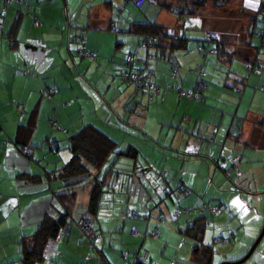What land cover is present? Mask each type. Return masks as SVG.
Returning a JSON list of instances; mask_svg holds the SVG:
<instances>
[{"label":"crops","instance_id":"crops-1","mask_svg":"<svg viewBox=\"0 0 264 264\" xmlns=\"http://www.w3.org/2000/svg\"><path fill=\"white\" fill-rule=\"evenodd\" d=\"M23 2L6 4L0 29V264H23L19 259L20 241L35 232L45 214H53V207L56 206L55 194L60 195L61 199H65L63 195H69L70 224L67 225L68 229L63 228L54 240L48 242L44 259L34 264H49V260H52L50 264H123L121 253H126L127 260L131 259L132 254L144 250L142 247L145 239L150 238L133 237L130 230L134 228L143 233L154 227L158 230V238L150 239L156 242L163 240L162 249L159 253L146 251L147 261L144 264H178L172 260L173 254L165 249L167 237L170 236L166 226L151 222L150 216L145 218L137 214L136 217L128 216L131 211L136 210L132 205H138V201L133 202L129 199L130 190L135 184L133 179L138 178V184L143 187L145 175L150 171L161 175L166 160L178 163L179 171L182 170L181 163L189 162L194 166L189 165L185 174L189 173L190 176L177 177L178 184L190 189L189 196H180L173 190L174 187H170V191L179 195L182 201L179 205L182 206L216 205L207 203L204 200L205 195H200L204 186V191L208 188L206 180L209 168L207 174H203L199 166L210 159L213 160L215 167L212 174L215 176L216 168L220 167L217 163L218 158L215 160V157L218 156L222 160L221 165H226L224 167L226 168L231 158L239 155L238 175L232 171L230 179L238 176L240 178L242 171L239 167L249 163L250 169L243 183L249 181L254 187L264 185V99L261 98L262 95L264 98V93L259 90V86L264 83V63L257 61L260 65L259 74L234 76L243 82L238 84L240 85L238 93L225 87L237 94L233 114L226 112L232 107L230 96L225 93L224 98L222 94L216 95V91L215 94H211L217 100L225 102V124L221 125L222 118L219 119V113L221 116L223 113L219 108L178 98L173 91L176 87L182 90L193 87L194 69L205 70L208 77L210 69L208 70L207 66L199 65L191 57L183 59L189 54L187 52L190 49L194 50L197 42L189 39L181 31L169 30L175 35V40L179 36L184 38V41L188 40L184 48L169 44L170 39H163L154 44L155 46L143 49L138 43L142 35L126 31L133 22H147L153 17L156 18L159 7L145 3L137 10L129 0H23ZM166 3L169 4V0H166ZM1 5L0 1V7ZM28 13L37 21L36 26L32 24L33 18ZM175 16L179 19L177 15ZM185 19L184 30L195 29L200 33V41L204 40L203 35L207 31L214 35L213 40L219 47L226 50L227 43L220 35L221 32H225L224 28L222 31H216L203 27L199 16ZM157 24L171 28L174 27L175 20L170 26L162 22ZM109 26H114L116 30H109ZM79 27L84 28V46L93 53L91 60L79 58L74 52L78 49L77 42L81 34V30L77 31ZM251 39L252 37L244 41L243 49L253 52L251 48L245 47L246 43H251ZM128 53L134 55L135 66L143 72H148L150 81L160 90L167 85L162 101L159 93L153 92L150 94V100L145 101L143 105L139 99H135L132 85L120 82L124 57ZM246 55L254 56L249 53ZM218 60L213 65L219 62L217 66L219 67L222 63L227 66L226 70L222 71H229V63L226 65L225 58ZM241 61L245 65L250 60ZM173 67H177V74L171 78L169 70ZM90 73L97 77L96 84L88 82ZM230 81L223 78V86ZM72 83L77 91L76 99L84 100L81 104L82 109L85 104L88 105V99L95 98L103 106L100 113L109 115L113 120L104 121L95 113L87 124H92L107 135L121 150L136 147L138 154L134 159L112 155L98 169L88 165V174L80 179L71 180L59 176L60 167L69 159V151L60 152L62 142L52 140L49 135L45 122L53 113L50 109L53 102L50 97H43L41 90L51 89L53 95L62 89H73ZM206 86L205 84L200 91L203 96L199 93L202 102H205V95L209 94L206 92L204 95ZM88 91H92L93 94L90 95ZM88 113H91V108ZM152 119H155L154 123ZM162 126L165 128L160 134ZM170 128L174 132L173 136H168ZM158 134L161 136L158 137ZM8 141H12V145ZM13 142L28 146L27 155H21ZM216 142L222 145L220 151L215 145ZM170 145L174 146L175 150L165 149ZM147 147H150L151 153L158 152L154 159L158 155V159L164 161L163 165L159 162L158 167L152 168L147 164L144 155L138 156L140 149ZM177 148L182 152L176 150ZM50 151L53 154H50ZM196 152L202 154L201 159H198L200 157L198 155L189 156ZM144 162L147 166L143 164ZM108 169L109 173L105 176ZM127 170L132 176L131 182L127 184L124 182L122 185L116 182L121 177V171ZM135 172L137 177L133 175ZM29 176L33 177L30 179ZM200 177L202 180H199ZM94 180L104 181L105 186L104 195L101 196L95 212L86 213L89 218L93 217L90 218L91 228L100 236L95 250H90L74 223L84 214L88 192ZM247 190L254 192L256 189ZM256 200L257 198L253 197V202ZM220 212L219 210L218 214L212 217L211 222L208 220L209 225L204 219L200 232L199 229L185 231V228L191 225V222L187 221L197 216L179 215L172 220L176 225L184 222V227H176V231L190 240L188 255L190 264H205L204 250L207 246L211 248L207 264H214L216 261L232 262L243 253L246 246L236 251L229 249L227 252L226 242L229 239L222 236L218 237L224 239V242L215 243L218 245L202 242L203 230L206 227H213L210 231L214 232L215 228L222 225V218L218 216ZM71 214L75 217L73 218ZM163 215L159 213L156 217L161 220ZM217 216L219 218L216 219ZM178 218L181 219L176 222ZM216 246H222L220 247L222 252L215 250L217 257H214L213 251L214 248L217 249ZM62 247L63 250L60 251ZM261 253L260 258H264V253ZM86 255L88 258L85 259Z\"/></svg>","mask_w":264,"mask_h":264},{"label":"rangeland","instance_id":"rangeland-1","mask_svg":"<svg viewBox=\"0 0 264 264\" xmlns=\"http://www.w3.org/2000/svg\"><path fill=\"white\" fill-rule=\"evenodd\" d=\"M171 2V8H177L181 3H183V0H169ZM264 6V3L262 5L261 0H228V3L225 5V8H216L213 7L210 2L206 3V6L203 10L199 11V17L201 18L203 22V27H208L210 30H216V31H222L224 28L225 32H221L220 35L222 38H225L224 41L227 43L226 50L227 52L231 53L233 55V59L230 60L229 63V74L228 79L231 80V76L236 77H246L247 71L245 69V65L241 61L242 59H249L253 60L255 58L256 61L264 63V48L258 47V52H250L248 50L243 49L244 41L246 39H251V45L254 43L255 46H259V39L254 35V33L258 30H263L264 32V19H260L258 17L257 8H262ZM207 9V10H206ZM159 12L158 16L155 18V23H166V24H172L173 20H175L174 27H169V30L174 31H181L189 39H192L195 42H200V33L195 31V29H187V30H180L178 29L179 25V19H176V16L173 13H170L168 10H166L164 7L158 8ZM154 15V14H153ZM257 21L253 22V24H249L252 18H256ZM223 24V26H222ZM82 31L84 28L79 27L77 31ZM80 31V32H81ZM247 32H251L252 36H246ZM264 34V33H263ZM78 43V42H77ZM79 48V43H78ZM144 49V48H143ZM76 52V50L74 51ZM186 55V59L188 57H191L194 62H197L199 65L204 66L210 69V67L216 63V61L219 59L217 55H208V56H202L196 50L190 49ZM253 54L254 56H247L246 54ZM223 58V57H222ZM86 60H91L88 58H85ZM135 61V59H134ZM219 61V60H218ZM219 64V62H217ZM218 64L216 66H213L212 69H210L208 73V77L206 80V88L204 95L209 93L208 95H205V102L197 101L195 99H192L191 101L201 103V105L204 106H212L219 108L220 111L223 113L221 116V113H219V119L220 117L222 120H220L221 125L225 124V102H223L221 99L217 100L215 97H213L211 94H215L214 91L217 93L224 95L225 93L230 96L232 100V107H229L226 111L228 113L233 114V111H235L234 107L236 106V99L235 96L237 94H234L233 91L225 89V86L222 84L223 78L225 79V71H222L223 69L226 70L225 65L222 63L219 67ZM89 72V71H88ZM87 72V73H88ZM93 74L90 73V77H88V82H91L93 84H96V76H92ZM227 75V74H226ZM89 76V75H88ZM264 78V73H263ZM42 82V81H41ZM121 82V81H120ZM43 83V82H42ZM68 85V83H67ZM86 86L88 87V83L86 81ZM125 87V85H122ZM73 89H62L60 92L57 91V93L52 95V92L49 94V99L53 102L52 107H50L51 111V117L50 119L46 120V125L48 127L49 135H51L52 140H60L62 142V147H60V152L63 150L68 151L67 145L69 142V136L74 133L79 127L84 125L83 123H88L91 118L94 117V114L97 113V116H100L102 120L107 122H113L112 118L109 115H103L101 112V108H103L102 105L97 101L95 98L88 99V105L84 106V109L81 108L82 102L84 100L76 99V92L74 84L72 83ZM247 88V87H246ZM245 88V89H246ZM80 89V88H79ZM133 93H135L134 96L135 99H139L141 101V104L145 105V101H148V96L146 94H142L141 92H134L133 86H132ZM229 92H227V91ZM164 91V90H163ZM162 89L159 90L160 100L163 98ZM174 91V89H173ZM90 95L93 94L92 91H88ZM157 93V92H156ZM200 93V91H199ZM202 96L203 94L200 93ZM52 95V96H51ZM75 95V97H74ZM262 95V94H261ZM45 97V96H43ZM46 97V98H48ZM94 97V96H93ZM262 100L263 95L261 96ZM91 108V113H88ZM264 114V112H263ZM230 119V118H229ZM95 121V120H94ZM151 121V120H150ZM149 121V122H150ZM155 119H152V122L154 123ZM40 126V124H39ZM78 127L77 129H74ZM161 128V127H160ZM165 126H162L160 134L164 132ZM174 132L172 128L169 129L168 136H173ZM161 136L158 134V137ZM221 139V138H220ZM9 144L12 145V141H8ZM217 146L218 151H220L222 145L221 143H215ZM157 147H159L157 145ZM175 147L170 145L169 148L165 149H174ZM226 149V147H225ZM146 150V151H145ZM179 152H182L181 149L177 148ZM49 151V149H48ZM168 151V150H167ZM169 152V151H168ZM224 154V150H222ZM50 154H53V152H49ZM158 152L155 151L154 153H151L150 147L147 148H141L139 151V155H144V159L147 161V164L152 166V168L158 167V164L163 165L164 161H160L158 159V155L156 159H154L155 155ZM195 154V155H194ZM200 156L198 159H201L202 154H199L198 152L190 154L189 156ZM112 157V155H109L107 158ZM218 158V166L220 165V169L216 168V175L213 176V168L215 167L213 160H209L208 162L201 164L199 166V169L201 173L207 174V169L209 168L206 184L208 185V188L206 191H204V188L200 192V195H205L204 200L207 203H214L217 206H219V210L221 211L218 215L221 220L222 225L220 227L215 228L214 232H211L210 229L206 227L203 230V237L202 242L205 244H211V245H218L213 243V239L216 238V236H222L225 239H229L226 242V248L227 252L230 249L231 251H236L241 248H244L243 253H241L240 257H242L254 239L256 238L261 224H262V204L264 199V185L262 186H256L254 187L249 181H246V184H249L246 186L245 183H243V179L245 176L248 175L250 164H244L242 167H239V169L242 171V176L233 177V179H227L225 178L224 174L222 173V168L226 165H221V159L217 156L215 157V160ZM154 159V160H152ZM108 160V159H106ZM259 161H261L259 159ZM105 161L103 165L106 163ZM262 162V161H261ZM259 162V163H261ZM145 166H147L146 162L143 163ZM182 164V170L179 171L177 169L178 163H174L172 160H166L163 169V172L161 175H156L154 172H148V175H145L144 185L141 187L138 183V178H134V185L130 190V196L129 199L133 202L138 201V205H132L136 207V210L134 212L139 215L140 217H149V220L151 222H156L160 224V226H166V230L170 234V236L167 237L166 241V251L170 254H173L174 258L172 259L174 262H177L178 264H190V260L188 259L189 251H190V240L185 237L183 234H179L176 231V227H184V222H182L180 225H176L175 222H173L169 218L170 212L175 210L176 208H184L192 205H179L182 201L179 198V195L174 193L173 191H170V187L175 190L179 176L183 177H189L190 174H185L187 168L189 165H193L192 163L185 162ZM225 164V163H224ZM102 165V166H103ZM263 165V163H261ZM194 166V165H193ZM207 167V168H206ZM151 168V170H153ZM200 173V174H201ZM137 177V172L135 174ZM120 178L118 181L119 184H123L124 182H131L132 176L130 174V171H121ZM202 176V175H201ZM188 179V178H186ZM165 180V181H164ZM199 180H202L201 177ZM115 182V181H114ZM240 182V183H239ZM169 183V185H168ZM239 183V186H238ZM205 184V185H206ZM251 190L252 188H255L254 192H249L247 190ZM104 195V193H102ZM106 195V194H105ZM253 197H256V202H253ZM77 211V209H75ZM72 212V211H71ZM14 213V212H13ZM159 213H163V219L159 220L157 219L156 215L158 216ZM218 214V213H217ZM210 215L207 213L208 220H212V217L216 216ZM87 215V214H82ZM71 216L74 218L71 214ZM199 216L197 213L191 214V217ZM215 217L216 219L219 217ZM91 218V217H90ZM93 218V217H92ZM91 218V219H92ZM119 222L121 223V220L119 217ZM181 218H178L176 222H178ZM183 220V219H182ZM94 221V220H93ZM121 225V224H120ZM74 226V225H72ZM213 226V225H212ZM120 231V227H118ZM163 240H159L158 242L151 240L150 238H146L144 245L142 249L146 250L147 252H154L159 253L162 249ZM217 247V246H216ZM222 246H218L217 249L214 248L213 255L214 257H217V253L215 250H220ZM219 248V249H218ZM224 249V247L222 248ZM63 250V247L60 249V251ZM222 252V250H220ZM261 252L264 253V233L261 237V239L256 244L253 251L250 253V255L240 264H264V258L261 257ZM239 257V258H240ZM238 258V259H239ZM56 259V258H55ZM236 259V260H238ZM235 260V261H236ZM254 260L256 262H254ZM52 260H49L48 263L50 264ZM225 262V261H223ZM46 263V261L44 262ZM221 262H215L214 264H219Z\"/></svg>","mask_w":264,"mask_h":264},{"label":"trees","instance_id":"trees-1","mask_svg":"<svg viewBox=\"0 0 264 264\" xmlns=\"http://www.w3.org/2000/svg\"><path fill=\"white\" fill-rule=\"evenodd\" d=\"M261 1L263 5L264 0H261ZM207 2H210L213 7L225 8V5L228 3V0H183V3H181V5H179V7L177 8H173V7L171 8V2L167 4L166 0H139V3L138 2L135 3L131 1L132 5L137 10H139L143 4L148 3V4H151L159 8L164 7L169 12L173 14L175 13V15H177V18H179L178 27L180 30H184L183 21L186 20L185 18L199 16V11L205 8ZM257 12L259 14L258 17L260 19H264V6L262 8H257ZM154 21L155 20L150 19L147 22L146 21L145 22H133L132 24L129 25L126 31H130V32H133L134 34L142 35L138 43L140 47H143V48H150L154 44L155 45L158 44L163 39H168V40L170 39L169 44H173L174 46L177 45V47L184 48L185 42L187 43L188 41L187 39H185L184 41V38H180L179 36L175 40V37H174L175 35L170 33V31L173 32L172 30L169 31V28L165 26H161L155 23ZM255 21H257V17L252 18L249 24H253V22ZM109 30H110V26H109ZM115 30H111V31H115ZM256 33H261L262 38H264L263 30L256 31L254 35ZM247 35L251 37L252 33L247 32L246 36ZM144 38L147 39L148 43L150 44L148 47L142 46L140 44V41ZM250 44L251 43H246L245 47L251 48L253 51H256V53H259L258 47H256L254 43L252 44V46ZM194 49L196 50V52H198L202 56L217 55L219 58L224 57L226 65L227 63H230V60L232 59L231 56H233L231 55V53H228L226 50H222L219 47L218 43H216L215 40L213 39L202 40L200 42H197ZM211 49H214L215 51L209 52V50ZM126 55L124 57V69L120 73V81L130 83L133 86V83L123 79L122 73L129 72L134 69L139 79L145 77L146 81H148L150 85H152L155 89H157V90H149L148 88L144 87L140 90L142 91L141 93L146 94L148 96V100H150L151 98L150 94L153 92L159 93L160 88H158L153 82L150 81V76L148 72H143L141 69L135 66L134 59L130 65L126 64L125 63ZM247 62H253L255 63L256 67H258V69L260 68L259 63L255 59L247 61ZM213 66H216V65H212L210 69H212ZM175 68L173 67L169 70V77L174 78L176 76L177 67ZM172 70L176 71L175 75H171ZM200 71L204 72L203 76H199L198 72ZM193 73L195 75V81L191 89L197 90L198 88L197 91H201L202 88L206 84L207 72L203 69H194ZM228 74H229V71H225V79H228L227 78ZM199 80L201 81L199 82ZM242 83L243 82L240 79H237L234 76H231V81L229 83H225L224 86L227 88L233 89L235 93H238L236 91V88L240 87V85L238 84H242ZM167 88L168 87L166 85L161 89L162 91L163 90L165 91ZM133 89H134V86H133ZM46 91H47L46 88L42 89L41 94L43 96H49L45 94ZM134 92H137V91H135L134 89ZM13 143H14V146L16 145L15 148L18 150L19 153H21L20 151L21 147H25L27 150H29L28 146L24 144H20L17 142H13ZM53 145H54V148L56 149L57 145L55 141ZM67 149L69 151V159L66 163H64L60 167L58 172L60 174L59 175L60 177H63L64 179L65 178L71 179V180L80 179L81 177L86 176L88 174V167H87L88 165L93 166V168L95 169L100 168L103 165V163L106 161L109 155L134 159L135 155L138 154V149L136 147H128L123 150H121L120 148H117L115 142H113L107 135H105L99 129L95 128L92 124H84L81 127H79L74 133H72L69 136V142L67 145ZM21 155H24V154L21 153ZM107 173H109V169L105 172V176ZM31 177L33 176H29L30 179ZM103 186H105L104 181L102 180L93 181V183L90 186L89 192H88L84 214L86 213L93 214L95 212L98 202L100 201V198L102 196V193H104ZM63 196H65L64 197L65 199H61L59 198L60 195L55 194L54 197H55L56 206L53 207V214L51 215L45 214L40 224L36 228L35 232L29 237H23V239L20 241L21 248L19 251L20 253L19 259L22 261L23 264H34L37 262H41L44 259V251H45V247L47 246L48 242L54 240L57 234L63 228L68 229L67 225L70 224V219H71L69 215V206H70L69 198L70 197L69 195H63ZM207 216H208L207 214H203L191 220H188L187 223L191 222V225L187 226L185 228V231L187 230L195 231L196 229H199L198 232H200V229L204 225V219L208 220ZM210 249L211 248H209L208 246L205 247V250H204L205 251L204 255H206L205 264H207L209 260L208 258L211 252Z\"/></svg>","mask_w":264,"mask_h":264},{"label":"built area","instance_id":"built-area-1","mask_svg":"<svg viewBox=\"0 0 264 264\" xmlns=\"http://www.w3.org/2000/svg\"><path fill=\"white\" fill-rule=\"evenodd\" d=\"M2 5L0 7V29L2 26V22H3V17H4V12H5V6L8 3H17V4H22L23 0H0ZM135 3H139V0H131ZM29 16L32 17V15L30 13H28ZM32 24L34 26H36L38 23L35 20L34 17ZM110 30H115L114 26L110 27ZM213 34L209 33V32H205L203 35L204 40H210L213 39ZM258 39H259V46L257 47H261L264 48V38H262L261 33H256L255 35ZM79 48L77 49L76 53L77 56L79 58H88L91 59L93 57V53L89 50H87L84 46V31H81V34L79 35ZM140 44L142 46H149L150 44L148 43L147 39H142L140 41ZM200 48V47H198ZM214 49L209 50V52H214ZM134 56L132 53H128L126 55L125 58V63L130 65L133 62ZM245 69L247 71V74L250 73H255V74H259V69L258 67H256L255 63L253 62H247L245 64ZM176 71H171V75H175ZM199 76H203L204 72L200 71L198 72ZM122 77L124 80L129 81L131 83H133L134 89L135 91H140L142 88L146 87L149 90H157L155 89L152 85H150L148 83V81H146L145 77L139 79L136 75V71H134V69L132 71L129 72H123L122 73ZM201 80H199L200 82ZM198 90V88H197ZM197 90H193V89H189V90H182L180 87H176L175 91L177 93V97L178 98H184L186 100H192L195 99L197 101L200 100L199 98V91ZM259 90L261 92L264 93V83H262L259 86ZM236 91L239 92L240 91V87L236 88ZM52 92L51 89H47V91L45 92L46 95H49ZM142 92V91H140ZM20 151L22 154L26 155L27 154V149L25 147H21ZM239 161V155H236L235 157L231 158L229 165L224 168L222 170V173L224 174L226 180L230 179L231 177V173L232 171H234V173L236 175H238V170H237V164ZM175 191L182 197H187L190 194V189H188L185 185H181L177 183V186L175 188ZM219 212V206L217 205H211V206H206V205H199V206H188V207H184V208H176L175 210H173L172 212H170L169 214V218L171 220L176 219L179 215H191L194 213H197L198 215H203V214H207L209 213L210 215H215ZM129 217H136V213L131 211L128 214ZM75 227L76 229L79 231V233L84 237L87 247L90 250H95L96 244L99 241L100 236L95 233L92 228H91V221L88 215H83L81 217H79L76 221H75ZM206 224L209 225V221L206 220ZM130 235L133 237H145V236H149L152 239H157L158 238V230L154 227L153 229H149V230H145L143 231V233H140L139 231L135 230L134 228H132L130 230ZM224 239H222L221 237H216L213 239V243H223ZM88 258V256H85V259ZM121 259L124 261L123 264H144L147 261V252L146 250H142L139 253H134L131 256V259L127 260L126 259V253H121Z\"/></svg>","mask_w":264,"mask_h":264},{"label":"water","instance_id":"water-1","mask_svg":"<svg viewBox=\"0 0 264 264\" xmlns=\"http://www.w3.org/2000/svg\"><path fill=\"white\" fill-rule=\"evenodd\" d=\"M262 217L263 218H262V224H261L260 230H259L256 238L254 239V241L252 242V244L250 245V247L246 251V253L236 261H232V262L226 261V262H221L219 264H240L250 255V253L254 249L255 245L257 244V242L260 240L261 236L264 233V199H263V204H262Z\"/></svg>","mask_w":264,"mask_h":264},{"label":"clouds","instance_id":"clouds-1","mask_svg":"<svg viewBox=\"0 0 264 264\" xmlns=\"http://www.w3.org/2000/svg\"><path fill=\"white\" fill-rule=\"evenodd\" d=\"M23 3H24V2H23ZM23 3H22V4H23ZM77 48H78V47H77ZM133 56H134V55H133Z\"/></svg>","mask_w":264,"mask_h":264}]
</instances>
